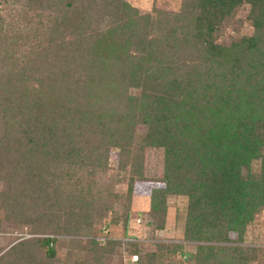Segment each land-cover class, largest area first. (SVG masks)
I'll use <instances>...</instances> for the list:
<instances>
[{
  "label": "trees",
  "instance_id": "1",
  "mask_svg": "<svg viewBox=\"0 0 264 264\" xmlns=\"http://www.w3.org/2000/svg\"><path fill=\"white\" fill-rule=\"evenodd\" d=\"M5 3L34 22L15 55L22 23L0 6V210L31 236L0 246V264H104L121 251L154 264L137 242L95 234L108 213L126 226L147 147L162 150L150 224L162 227L167 195L184 196L194 264H248L256 249L236 242L264 207V0H181L153 13L124 0ZM242 5L251 33L218 43ZM113 148L122 193L95 179Z\"/></svg>",
  "mask_w": 264,
  "mask_h": 264
},
{
  "label": "rangeland",
  "instance_id": "2",
  "mask_svg": "<svg viewBox=\"0 0 264 264\" xmlns=\"http://www.w3.org/2000/svg\"><path fill=\"white\" fill-rule=\"evenodd\" d=\"M132 7L138 9L140 13H153L154 9L163 10L167 12H177L180 7L181 0H124ZM5 0H0V6L7 11L10 9L8 5L5 6ZM1 8V7H0ZM4 12L1 16L6 22L19 20L22 25L18 26L21 31L22 39L17 38L18 41L12 44V49L15 48L14 53L18 55L28 49L31 43L30 35L33 33L34 20L32 13L27 12L25 15L19 10ZM247 6L242 5L238 7L234 13L224 21L221 25V33L217 39L218 43L227 44L231 40L236 39L240 35L250 34L252 31L251 23L246 18ZM16 25V23H15ZM17 26V25H16ZM16 28V27H15ZM38 33V32H37ZM19 65V64H17ZM143 130L142 126H137V132ZM108 166L103 172L96 173L95 179L98 183L111 184V190L116 193H122L125 190V180L116 181V176L122 177L125 175L123 171H117V149L113 148L109 151ZM256 169V166H253ZM142 180H135L132 186L131 199L129 203L128 219L126 226L110 222L109 213L102 218L101 222L95 225V234L99 232L105 233L106 236L117 239L127 238L129 241L138 243L141 253L156 252L158 256L154 264H194L192 254L194 253L193 242L182 241V231L184 227L185 208L187 204L186 197L179 195H167L165 198V215L161 228H154L151 222V215L148 210L150 191L153 188L162 187V150L156 147H147L143 151L142 162ZM2 185L0 184V189ZM115 206L117 204H114ZM114 209L117 207H113ZM100 228L102 230L97 231ZM229 239L236 241V235L232 232L229 234ZM31 236L30 225L24 223H17L11 219L3 218L0 210V246H6L12 239H22ZM85 236L80 239L83 243ZM88 237V236H86ZM80 238V237H79ZM169 243H179L183 247L180 251L174 254H160L162 251L160 245ZM235 243V242H234ZM245 250L256 249L252 260L248 264H264V207L260 208L254 215L252 221L248 223L242 234L240 242H236ZM66 241L61 243L58 250V255L63 256L67 249L65 247ZM158 246L162 250L158 249ZM163 252V251H162ZM164 253V252H163ZM127 254L125 251L116 253L109 257L104 264H137L136 257ZM144 262L143 264H147Z\"/></svg>",
  "mask_w": 264,
  "mask_h": 264
},
{
  "label": "built area",
  "instance_id": "3",
  "mask_svg": "<svg viewBox=\"0 0 264 264\" xmlns=\"http://www.w3.org/2000/svg\"><path fill=\"white\" fill-rule=\"evenodd\" d=\"M96 239L98 240V241H103L104 240V238L103 237H96ZM124 240H128L127 238H125ZM134 256V255H133ZM133 258H135V256L133 257Z\"/></svg>",
  "mask_w": 264,
  "mask_h": 264
}]
</instances>
